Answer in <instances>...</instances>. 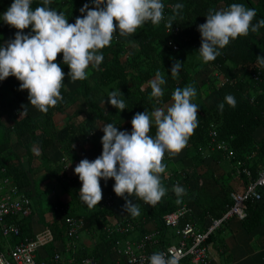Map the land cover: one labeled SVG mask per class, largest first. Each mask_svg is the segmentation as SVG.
I'll return each mask as SVG.
<instances>
[{
	"label": "trees",
	"instance_id": "16d2710c",
	"mask_svg": "<svg viewBox=\"0 0 264 264\" xmlns=\"http://www.w3.org/2000/svg\"><path fill=\"white\" fill-rule=\"evenodd\" d=\"M12 2L13 0H0V46L6 45L9 41H4L7 39L13 40L17 32L15 28L3 21V13ZM161 2L164 4V20L158 25H153L150 21L145 22L135 33L127 37H121L118 32L114 33L110 46L100 50L104 56L102 63L97 68L90 65L86 69L87 78L75 81L73 88H66V83L63 82L60 89L62 99L55 107H50L47 113L34 116L28 111L23 112L22 109L23 115H20L22 113L13 108V101L18 100L21 104L24 90H19L20 82L13 76L0 81V178L10 177L19 189L31 195L26 189L30 184L27 169L11 150L12 135L16 138L30 137L40 149H45L56 143L51 132L54 130L53 115L57 112H66L73 106V117L80 113H83L85 117L83 121L77 123L73 121L70 113H66L67 126L62 141L64 151L69 153L73 142L76 143L81 139L85 141L88 135L90 138L95 134L98 135L99 130L96 128L99 124L103 126L112 123L121 130L124 128L122 126L124 122L131 126V120L136 113L146 111L151 114L155 108L170 104L172 92L176 88L192 86L198 91L201 86L197 84L196 75L201 71H208L206 67H210L211 75L208 73L204 82L205 87H201L203 91L201 96L216 93L218 101L208 109H199L198 126L188 139L185 155L180 159L181 170L177 171L173 168L171 175L165 178L162 184L166 194L156 205H147L135 196L130 198L133 202L140 201L145 207L144 218L136 226L140 229V236L147 231L144 225L152 222L155 224V229L162 231V235L158 238L163 241L166 231L162 216L176 210L179 206L188 204L195 207L196 213L185 218L195 224H202L208 216L218 218L231 206L232 191L228 182L231 173L229 178L223 180L226 186L222 197H208L206 190L200 184L202 175L198 172V168L207 163L208 159L215 163L227 161L231 152V160L244 162L243 166L251 170L252 179L257 177L263 165L264 133L261 132H264V66L258 63L257 56L264 57V27L257 32L249 30L247 36L230 40L229 44L220 50L221 55L214 61L205 63L200 56L196 61L190 57L188 60V54L192 50L199 54L201 38L197 29L198 25L205 23L209 9L215 12L226 9L232 3L243 4L246 8L256 10V16L252 21L255 25L259 20L264 19V0H161ZM85 3H88L90 9L93 7L92 0H51L48 7L63 13L68 23L72 24L75 23L76 18L86 14L79 11ZM178 3L183 4L184 7L169 30L165 24L168 17L172 15V6ZM38 6H44L43 0H32L33 10ZM30 32L31 26L23 30V34ZM175 62H180L181 67L178 75L173 76L171 67ZM56 63L61 66L65 76H68L69 69L62 62V53L58 54ZM157 72L166 81L162 85L164 95L150 99L149 81L155 78ZM113 90H119L123 95L121 98L125 102V109L122 111L107 103L108 94ZM229 94L236 99L234 108L224 102L225 96ZM220 103H225L223 111L218 109ZM212 127L217 135L215 142H223L227 149L210 151L213 143L209 132ZM155 131L153 124L149 135L154 136ZM205 150H208L207 157L202 156V151ZM207 170L211 168L208 167ZM239 178L244 184L248 183L244 175ZM175 181L185 189V194L180 197V203H177V196L173 191ZM107 182L108 185L100 184L103 195L99 202V215L103 219L107 216H113L119 220L132 219L131 215L124 211V198L114 197L113 193L107 192L106 196L113 195H111L113 201L110 206H105L104 190L107 186L113 188L115 181L112 183L110 178ZM258 191L260 198L245 204L246 215L240 219L248 232L262 225L264 189L259 188ZM74 197H76L74 199L76 206L72 212L61 202L55 201L54 205L68 207L71 215L82 216L76 212V209H86L87 205L81 201L80 194L75 189L71 194V198ZM30 221V217L24 218L21 221L20 238L12 237L9 240L18 242L25 234L32 237ZM51 224L54 239L62 237L65 226L63 219L60 225H54L53 222ZM214 235L207 240L208 243L212 241V237H217ZM100 236L101 241L93 250L79 249L75 253L76 257L91 256L99 264H108L113 251V242L119 238V235L108 237L102 232ZM1 238L0 232V240ZM222 242L221 239L219 246L224 249V242Z\"/></svg>",
	"mask_w": 264,
	"mask_h": 264
},
{
	"label": "clouds",
	"instance_id": "9594fccd",
	"mask_svg": "<svg viewBox=\"0 0 264 264\" xmlns=\"http://www.w3.org/2000/svg\"><path fill=\"white\" fill-rule=\"evenodd\" d=\"M50 3L51 0H43L44 6L33 10L32 0H13L3 13V21L17 32L13 40L0 46V81L15 77L20 82L19 90L28 92V104L41 113H47L62 99L60 89L65 73L56 63L58 54L62 53V62L68 66L67 75L72 82L85 80L86 69L90 65L97 68L104 60L100 50L110 46L114 33L127 37L145 22L158 25L164 20L161 0H92L93 7L90 9L85 3L79 11L86 14L72 24L63 13L48 7ZM183 7L179 3L172 6V15L165 24L169 30ZM255 16V9L239 3L215 12L209 9L205 23L197 29L201 38L198 51L203 62L214 61L230 40L264 27V19L252 24ZM29 26L31 32L23 34ZM257 61L264 66V57L257 56ZM180 67L181 63L175 62L171 74L178 75ZM165 83L157 72L149 81L150 99L164 95L162 85ZM195 95L192 86L176 88L166 107L155 108L151 114L136 113L131 120L130 133L118 130L112 123L103 125L101 155L92 161L82 159L73 170L81 182V201L90 209L97 206L103 195L100 180L111 178L115 181L113 192L124 198V211L131 216L140 215L139 206L130 199L133 196L147 205H156L166 194L160 178L165 172L162 162L165 153L170 157L179 154L198 126V106L192 103ZM122 96L119 90H113L108 94L107 103L122 111L125 109ZM224 102L230 107L236 106V99L230 94L225 96ZM225 103L218 104L220 111ZM153 124L154 136L149 135ZM173 191L180 203L185 189L175 185ZM148 260L149 264H178L175 255L165 252H154Z\"/></svg>",
	"mask_w": 264,
	"mask_h": 264
},
{
	"label": "crops",
	"instance_id": "0c3cea01",
	"mask_svg": "<svg viewBox=\"0 0 264 264\" xmlns=\"http://www.w3.org/2000/svg\"><path fill=\"white\" fill-rule=\"evenodd\" d=\"M7 41H10V39L5 40L4 42ZM206 70L208 71H201L199 73L200 76L199 74L196 75L197 84L202 88L205 87L204 82L207 79L208 73L211 75V68L206 67ZM64 83H66V88L68 89L75 86V83L72 82L71 78L68 76L64 77ZM201 87L198 91L201 92L199 99L201 101L202 98V105L200 104V101L196 102L195 99L192 98V103H195L198 106V111L199 107L202 109H208L215 105L218 101V95L216 93H210L208 96H201L203 92ZM28 103V92L24 90L21 96V104L18 100H15L13 101V108L19 110V112L22 113L20 115H23L22 111L24 109L32 113L34 116L41 114L40 111ZM73 111L74 107L72 106L68 108L66 112H57L53 115L52 119L54 130H51V132L54 135L56 143L47 146L45 149H40L30 137L16 138L15 135H12L10 138V145L13 154L21 160L27 169L30 184L26 187V189L29 194L33 196L37 207L36 215L30 218V231L32 234L44 231L45 228L52 225V222L54 225H60L61 222L58 221V214L53 210L55 201L68 206L71 212L72 210L74 211L73 208L76 206L74 199L76 197L72 199L71 194L74 193V189L79 193L81 182L79 181L78 176L74 174L73 170L82 159L92 161L101 155L102 144L101 140L98 141V139L102 138L100 136H103L101 124L97 126L96 129L99 130V134H95V136L92 137L93 140L92 138H85V141H82L81 139L76 143L73 142L69 148V153L64 151L62 139L65 135V129L67 126V114L70 113L72 116V114H74ZM84 117L85 115L80 113L75 117L72 116V119L73 121L79 123L84 120ZM122 126L124 128L120 131L131 132L132 126L127 125V122H124ZM258 137H260V135H258ZM72 145H74V147H72ZM165 155L167 158L163 161V164L165 165V172L160 174L161 183H164L165 178L171 175L173 168L177 171L181 170L182 165L180 164V159L185 155V148H183L180 153L174 157H170L167 153H165ZM62 157H66L65 162H62ZM206 162L208 164L205 163L200 166L198 168V172L202 175L200 184L203 186V189L206 190L205 192L208 194V197L217 198L224 195V188L226 185L223 180L227 178L230 173V179L228 182L231 187V191H240L246 185L243 183L241 178L234 176L232 164L228 160H222L215 163L208 159ZM64 164L68 165L67 171H64L63 169ZM208 167L211 168V170H207ZM111 181L114 183L113 179H111ZM76 183L78 184L75 186ZM101 183L108 185V182L104 181V179L100 180V184ZM107 192L113 193L114 197H116L112 187L107 186L105 188V196L108 194ZM111 195L112 194H109L105 197L106 201ZM134 203L139 206L140 215L136 217L131 216V218L138 226L140 220L144 218L143 214L145 212V207L140 201H135ZM45 205L47 206V210L44 208ZM98 207L99 203L91 209L88 207H86V209H76L78 214H82V217H85L83 218L87 224L76 240L75 253L77 250L85 248L91 251L100 243V235L102 232L99 231V226L105 221V219L99 215ZM106 218L113 219L114 217L107 216ZM210 219L211 218L208 216L202 224L197 223V225L202 227L205 225L203 223L209 222ZM154 227L155 224L152 222H147L144 225L145 230H150ZM64 228L65 227H63V229ZM140 234V229L137 228L133 233V237L138 239L140 238ZM214 234V236L217 235L218 238L212 237V241L208 243V251L212 250V255H209V262L207 264H264V213L262 225L250 232L243 227L240 218L231 217ZM221 239L224 242L222 243L225 250L221 249L219 246ZM55 240L56 243L47 244L43 248H40L38 250L37 257L48 259L55 253V251H61L62 261L59 264H69L68 261L70 252L65 251L68 243L64 237V233L62 237H57ZM13 243L14 242L12 240L6 239L3 236L0 240L2 248H7ZM116 260L122 262L121 259H116L114 254L111 253L108 264H117Z\"/></svg>",
	"mask_w": 264,
	"mask_h": 264
},
{
	"label": "built area",
	"instance_id": "2783aa9c",
	"mask_svg": "<svg viewBox=\"0 0 264 264\" xmlns=\"http://www.w3.org/2000/svg\"><path fill=\"white\" fill-rule=\"evenodd\" d=\"M213 145L210 151L215 149H227L223 142H215L216 132L214 128L209 132ZM90 135L86 137L89 139ZM206 151V150H205ZM202 151V156L207 157V153ZM231 152L227 160L232 164L234 176L239 178L244 175L248 183L240 191H232L230 199L231 206L218 218H211L204 226L187 221L185 218L196 213L192 205L183 204L176 210L168 212L162 216L163 226L166 234L163 241L158 238L162 231L152 228L147 230L140 238L135 239L133 233L136 231V223L130 218L119 220L116 218H106L99 226V231L107 234L108 237L119 235L113 242L112 253L117 264H149L148 257L154 252H165L175 255L178 264H207L209 262L207 240L231 217L243 219L246 215L245 204L260 198L259 188L264 189V156L263 165L258 171L255 179H252L251 170L244 167V162L231 160ZM167 158L164 155L163 161ZM65 162L66 157H62ZM162 161V162H163ZM64 171L68 170V165H63ZM4 171V169H2ZM174 185H178L175 181ZM112 203L111 196L108 197L106 205ZM53 210L58 214V221L63 219L64 237L67 241L65 251L70 252L69 264H99L91 256L77 258L75 255L76 240L84 230L85 220L82 216H75L69 213L68 207L54 205ZM37 207L34 204L33 196L27 195L8 177L0 178V232L6 238H20L21 221L27 217L36 215ZM185 219V220H184ZM56 243L51 227H47L40 233L33 236L23 235L18 242L11 244L7 248L0 247V264H59L62 261L61 251L55 253L48 259L38 258L37 253L45 245Z\"/></svg>",
	"mask_w": 264,
	"mask_h": 264
},
{
	"label": "rangeland",
	"instance_id": "374dc122",
	"mask_svg": "<svg viewBox=\"0 0 264 264\" xmlns=\"http://www.w3.org/2000/svg\"><path fill=\"white\" fill-rule=\"evenodd\" d=\"M189 57L192 58V59H194V60L196 61V60L199 59V54L196 53L195 50H192V51H190V53L188 54V60H189ZM199 76H200V74H199ZM200 93H201V92L197 91V92H196V95L193 97V98L195 99L196 102H197V101H198V102L200 101V99H199V95H200ZM202 102H203V101H202V98H201V101H200V104H201V105H202ZM199 109H200V107H199ZM205 152L207 153V150H206ZM167 166H169V165H167ZM166 170H169V169H166ZM33 200H34V198H33ZM34 204H35V200H34ZM44 208L47 210V206H46V205L44 206ZM211 251H212V250L208 251V254H209V255H212V254H211ZM65 253H66V252H65ZM213 257H214V253H213Z\"/></svg>",
	"mask_w": 264,
	"mask_h": 264
}]
</instances>
